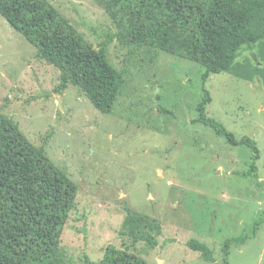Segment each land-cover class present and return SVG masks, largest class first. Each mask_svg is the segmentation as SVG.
<instances>
[{"label": "rangeland", "instance_id": "rangeland-1", "mask_svg": "<svg viewBox=\"0 0 264 264\" xmlns=\"http://www.w3.org/2000/svg\"><path fill=\"white\" fill-rule=\"evenodd\" d=\"M96 48L119 29L96 0H50ZM258 46L244 47L239 62ZM257 56V55H256ZM108 60L124 83L110 113L0 13V112L42 148L79 186L62 234L67 264H99L114 245L146 264H264V84L212 73L209 117L236 139L257 142L258 177L244 175L253 149L232 144L194 123L205 67L179 54L124 45L115 38ZM255 60V59H254ZM257 61V60H255ZM213 250L215 262L189 246Z\"/></svg>", "mask_w": 264, "mask_h": 264}, {"label": "trees", "instance_id": "trees-1", "mask_svg": "<svg viewBox=\"0 0 264 264\" xmlns=\"http://www.w3.org/2000/svg\"><path fill=\"white\" fill-rule=\"evenodd\" d=\"M118 31L96 48L50 0H0V13L41 56L61 70V83L82 88L94 106L110 113L120 95L124 76L108 60L110 43L146 46L179 54L205 67L203 98L194 123L211 126L234 145L253 149L246 176L258 177L261 154L251 137L238 141L221 122L209 117L213 100L206 82L212 73L228 72L264 84V0H96ZM258 46L257 61L239 62L244 47ZM253 54V53H252ZM79 186L42 148L33 145L12 119L0 112V264H67L61 240L76 206ZM245 236L224 242V263L230 249ZM189 246L211 262L216 259L205 242ZM99 264H146L114 245Z\"/></svg>", "mask_w": 264, "mask_h": 264}, {"label": "water", "instance_id": "water-1", "mask_svg": "<svg viewBox=\"0 0 264 264\" xmlns=\"http://www.w3.org/2000/svg\"><path fill=\"white\" fill-rule=\"evenodd\" d=\"M253 59L257 60V56L255 53L252 54Z\"/></svg>", "mask_w": 264, "mask_h": 264}]
</instances>
